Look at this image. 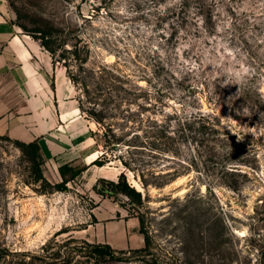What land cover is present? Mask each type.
Instances as JSON below:
<instances>
[{
    "label": "rangeland",
    "instance_id": "obj_1",
    "mask_svg": "<svg viewBox=\"0 0 264 264\" xmlns=\"http://www.w3.org/2000/svg\"><path fill=\"white\" fill-rule=\"evenodd\" d=\"M0 13L32 38L22 26L54 23L88 57L52 58L93 132L42 165L52 183L60 164L83 169L47 193L0 133V264H264V0H0ZM155 119L170 125L165 153L128 148L134 133L153 140ZM121 172L141 203L94 189ZM87 242L116 257L86 255Z\"/></svg>",
    "mask_w": 264,
    "mask_h": 264
},
{
    "label": "crops",
    "instance_id": "obj_2",
    "mask_svg": "<svg viewBox=\"0 0 264 264\" xmlns=\"http://www.w3.org/2000/svg\"><path fill=\"white\" fill-rule=\"evenodd\" d=\"M88 132L66 71L0 13V133L39 139L45 162L56 163L76 154L91 138Z\"/></svg>",
    "mask_w": 264,
    "mask_h": 264
},
{
    "label": "trees",
    "instance_id": "obj_3",
    "mask_svg": "<svg viewBox=\"0 0 264 264\" xmlns=\"http://www.w3.org/2000/svg\"><path fill=\"white\" fill-rule=\"evenodd\" d=\"M25 30L30 31L31 35L36 39L39 40L40 44L50 52L52 57H55L57 50L59 48L64 47L63 51L68 52L73 54V57L75 59H82L83 62H86L87 58H81V53L80 49L78 48L77 44H73L74 47L67 48L66 45L69 43L66 38L61 37L59 35V30L61 29L56 26L54 23L50 27H44V26H36L35 28L28 29L27 26H22ZM89 51V48H88ZM62 52L60 55L66 57V54ZM68 57V54H67ZM75 75L70 74V77L75 80ZM204 117V115H203ZM167 125V126H166ZM151 130H148L146 133V137L148 139H153L151 142H145V141H139L137 138L140 137L138 133H134L133 135L135 136V139L132 137L129 140H125V144L128 145V148L136 147V146H149L153 149H157L159 154L165 153V150L163 149L162 143H166L167 140L172 139V132L170 131V125L166 124L165 121H159V119H155L152 126H150ZM93 132L91 130L90 135H92ZM15 142L17 143V146L20 148L23 154L27 156V160L30 163V169L32 171V181L30 183H40V193H47V192H53L57 190H67L68 186L67 183L71 179L74 178V176L78 175L83 171V169L80 168H73V166L65 163L60 165L59 171L60 174L63 177V180L60 182H54L52 183L49 181L44 173H43V168L42 165L45 163V158L42 153V144L39 139H35L29 142H25L22 140L15 139ZM130 151H128L129 153ZM105 154V153H104ZM103 154V155H104ZM117 158V156L115 157ZM109 159H107V156H105L104 159L101 158H96L92 164H97V165H104L105 162H107ZM111 160V158H110ZM122 163L125 168L134 170L135 168L131 166V162L128 159L122 160ZM70 175L68 176V174ZM144 172L141 173V180L144 186L149 185V182L146 180ZM138 175V174H136ZM171 180V179H169ZM168 180V182H169ZM99 181L103 182L101 186L97 184L94 185V189L101 193V194H106L108 193L109 196H117L120 194H125L130 197V199L133 201V203H141L142 202V195L141 191L137 190L134 186L130 184L127 178V174L125 172H121L119 175L118 180H110L106 178H100ZM98 181V182H99ZM106 189L109 191L106 192ZM141 222V229L140 231L144 234L145 237V248L150 247L151 245V239L150 237L146 234L144 231V220L140 218ZM88 249V253L86 255H94L97 257H106V258H115L117 251L108 243H86ZM143 248V249H145ZM79 250L81 248H78ZM142 249V248H141ZM140 249V250H141ZM49 256V254H48ZM53 259V256L51 255L48 259L47 262H50L49 260ZM53 261V260H52ZM164 264H174V263H164ZM176 264V263H175Z\"/></svg>",
    "mask_w": 264,
    "mask_h": 264
}]
</instances>
